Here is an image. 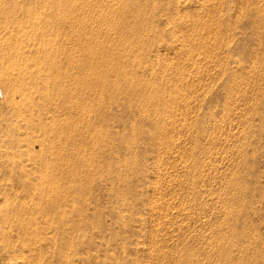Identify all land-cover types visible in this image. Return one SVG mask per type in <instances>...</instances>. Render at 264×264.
Returning a JSON list of instances; mask_svg holds the SVG:
<instances>
[{
    "label": "rangeland",
    "instance_id": "374dc122",
    "mask_svg": "<svg viewBox=\"0 0 264 264\" xmlns=\"http://www.w3.org/2000/svg\"><path fill=\"white\" fill-rule=\"evenodd\" d=\"M0 264H264V0H0Z\"/></svg>",
    "mask_w": 264,
    "mask_h": 264
},
{
    "label": "bare ground",
    "instance_id": "6f19581e",
    "mask_svg": "<svg viewBox=\"0 0 264 264\" xmlns=\"http://www.w3.org/2000/svg\"><path fill=\"white\" fill-rule=\"evenodd\" d=\"M47 5V4H46ZM128 5V4H127ZM40 6V5H39ZM2 8V7H1ZM66 9V8H65ZM122 11V10H121ZM37 12V11H36ZM73 13V12H72ZM33 17V15H32ZM84 17V16H83ZM57 18V17H56ZM36 20V19H35ZM84 22V21H83ZM82 24V23H81ZM73 26V25H72ZM74 28V27H73ZM43 29V28H42ZM39 30V29H38ZM39 33V32H38ZM41 35V34H40ZM45 35V34H44ZM43 35V36H44ZM77 35V34H76ZM39 38V37H38ZM40 40V39H39ZM61 42V41H60ZM58 43V42H57ZM46 45V44H45ZM51 45V44H50ZM44 49V48H43ZM47 50V49H46ZM54 51V50H53ZM89 51H90V48H89ZM37 59V58H36ZM42 62V61H41ZM40 64V63H39ZM41 66V65H40ZM39 66V67H40ZM119 70V69H118ZM36 71V70H35ZM58 74V73H57ZM90 76V75H89ZM122 77V76H121ZM92 78V77H91ZM33 81V80H32ZM43 82V81H42ZM88 82V81H87ZM110 83V82H109ZM115 86V85H114ZM45 87V86H44ZM45 89V88H44ZM130 89V88H129ZM120 92V91H119ZM114 102V101H113ZM57 136V135H56ZM55 147V146H54ZM52 149V148H51ZM54 151V150H53Z\"/></svg>",
    "mask_w": 264,
    "mask_h": 264
}]
</instances>
